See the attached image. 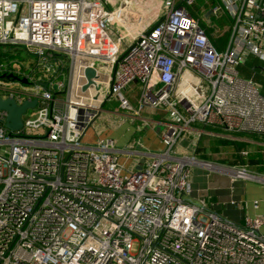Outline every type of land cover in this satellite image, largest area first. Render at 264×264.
Instances as JSON below:
<instances>
[{"label":"built area","instance_id":"obj_1","mask_svg":"<svg viewBox=\"0 0 264 264\" xmlns=\"http://www.w3.org/2000/svg\"><path fill=\"white\" fill-rule=\"evenodd\" d=\"M105 3L0 0V100H35L15 131L0 110V264H264V217L235 224L186 200L195 166L264 176L174 153L194 127L264 137V0H212L197 18L193 0H161L139 31L126 28L138 20L124 5ZM110 23L125 33L113 36ZM226 32L216 49L210 38ZM17 51L42 78L10 58ZM109 102L165 116L162 149L138 171L119 164L125 151L112 139L82 141Z\"/></svg>","mask_w":264,"mask_h":264},{"label":"crops","instance_id":"obj_2","mask_svg":"<svg viewBox=\"0 0 264 264\" xmlns=\"http://www.w3.org/2000/svg\"><path fill=\"white\" fill-rule=\"evenodd\" d=\"M145 1L149 2V0H106L107 5L110 2V6H114L112 9L124 5V14L127 15L128 19L132 22L138 20V23L135 25L131 24L126 27L130 31H139L159 18L161 0L158 1V8H155V14L152 21L146 23V19L143 20L145 8L143 3H145ZM132 88H134L133 85L129 87V90H132ZM130 103L134 104L133 96H131ZM107 104L103 106V110L98 118L103 114L108 113L107 110H105ZM156 112L158 111H155V113ZM158 113L161 114V112ZM116 114L119 116V119L123 121H120L117 127L114 125V127H110L117 129L120 128L118 132L112 135L109 133L106 134L105 129L107 128L103 129L101 126L97 125L96 119L93 122L92 127L84 134L82 141L87 144H92L96 135L99 137L110 138L114 141L116 149L119 151H125L118 155V162L123 165L124 169L133 170L141 167L147 160L146 154L157 153L162 149L159 141L161 128L157 125L156 121L163 119L162 117L160 119L156 117L142 118L138 116L141 120H137L138 124H135L133 118H131L128 113L122 112ZM196 129H198V127H194V130L190 131L187 136H184V138L179 141L174 149L175 155H185L190 153L196 155L195 149L200 137H213V135L207 134L199 135L195 132ZM192 137H197V140L194 150L190 151L186 143L191 141ZM217 166L222 167V165ZM254 174L264 176V174L261 173ZM189 186L190 194L186 198L189 203L197 204L203 202L211 212H214L230 222L241 224L245 217H264L263 183H259L255 180L232 178L216 169L209 170L195 166L192 167L190 171ZM260 231L264 233V226L260 228Z\"/></svg>","mask_w":264,"mask_h":264},{"label":"rangeland","instance_id":"obj_3","mask_svg":"<svg viewBox=\"0 0 264 264\" xmlns=\"http://www.w3.org/2000/svg\"><path fill=\"white\" fill-rule=\"evenodd\" d=\"M101 2H104L106 0H99ZM111 1V0H110ZM158 1L159 0H149V2L143 3L144 8V16L143 20L146 19L147 22H151L152 19L154 18L155 14V8H158ZM106 4V3H105ZM111 3L109 2L108 5H105L108 9L112 10L114 6H110ZM144 23V22H143ZM108 28L111 29V32L113 33V36L116 34H124L125 31L123 28L118 27L114 23H110L108 25ZM11 59H15L16 61L20 62L23 66V68L27 67L28 69L32 70L33 77L34 79H40L43 77V69L41 65H35V59H27L26 54L22 51H17L12 54L10 57ZM94 65L97 67H101L102 65L98 63L97 61H92ZM254 60H247V64L251 65L254 64ZM134 105V104H132ZM105 110H107L108 113L103 114L100 118H97L96 123L97 125L101 126L103 129L106 130V134H114L120 130V128H112V127H117L120 123L119 116L116 113H122L123 111H120L117 109L116 104L113 102H109L105 106ZM31 111H28V113ZM142 115V116H141ZM145 115V116H144ZM131 118H133L134 123L138 124L137 120H141V118H160L162 119L165 118V116L161 113H158L152 110H144L139 114V117H134L129 114ZM103 121V122H102ZM102 123V124H101ZM114 125V126H113ZM112 126V127H110ZM124 128V126H123ZM122 128V129H123ZM104 132V131H103ZM187 136V135H184ZM201 142L198 145L199 152L195 153V158L196 160L204 163H210V164H215V165H222V166H227V167H233L235 169H240L244 168L248 170L249 172L252 173H261L264 174V144H255L251 142H246L244 140H238V139H230V138H222V137H207V136H201ZM207 137V138H206ZM197 137H192L191 141H188L187 147L190 151H193L195 148V143H196ZM214 143V149L213 151L210 150V147ZM240 152H246L247 157H242L240 156ZM247 159H253L257 161V164L253 167H250L247 164ZM140 167L134 169V170H139Z\"/></svg>","mask_w":264,"mask_h":264},{"label":"trees","instance_id":"obj_4","mask_svg":"<svg viewBox=\"0 0 264 264\" xmlns=\"http://www.w3.org/2000/svg\"><path fill=\"white\" fill-rule=\"evenodd\" d=\"M212 2V0H193V5L191 8H188L187 11L188 13L193 16V17H196L198 16L199 12L201 10H206L207 7H208V3ZM200 24V27L204 29L205 33H209V29L206 28V26L204 25L203 22H199ZM227 39V32L224 33L220 38H218L217 40H214L212 38H210V42L211 44L216 48V49H220L221 46H223V43H225ZM205 132H209L207 131V129H204ZM230 138H233V139H238V140H246V141H250L252 143H255V144H264V137L263 136H260V135H256V134H244V133H237V134H232V135H228ZM207 138V137H206ZM201 139L202 137H200V140L197 144V147L195 149V152H199V144L201 142ZM214 149V143H212L211 147H210V150L213 151ZM247 164L250 166V167H253L257 164V161L253 160V159H247Z\"/></svg>","mask_w":264,"mask_h":264},{"label":"water","instance_id":"obj_5","mask_svg":"<svg viewBox=\"0 0 264 264\" xmlns=\"http://www.w3.org/2000/svg\"><path fill=\"white\" fill-rule=\"evenodd\" d=\"M87 77H90L94 74L92 70L85 71ZM21 83H26L24 79L20 81ZM35 105V100L30 102H22L21 105H16L12 99L0 100V110L6 112V117L4 120V127L8 131H15L20 128L21 121L20 116L24 113L27 108H32Z\"/></svg>","mask_w":264,"mask_h":264},{"label":"bare ground","instance_id":"obj_6","mask_svg":"<svg viewBox=\"0 0 264 264\" xmlns=\"http://www.w3.org/2000/svg\"><path fill=\"white\" fill-rule=\"evenodd\" d=\"M116 19H117V21L119 22V21L121 20L120 15H119V16H116ZM119 23H120V22H119Z\"/></svg>","mask_w":264,"mask_h":264}]
</instances>
